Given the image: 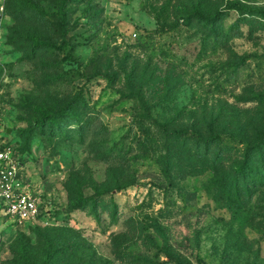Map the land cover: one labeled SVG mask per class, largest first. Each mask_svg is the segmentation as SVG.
Listing matches in <instances>:
<instances>
[{"label":"rangeland","instance_id":"374dc122","mask_svg":"<svg viewBox=\"0 0 264 264\" xmlns=\"http://www.w3.org/2000/svg\"><path fill=\"white\" fill-rule=\"evenodd\" d=\"M1 5L0 129L47 214L0 223V264H68L66 247L92 264H264V163L247 190L230 176L264 151V0ZM65 109L54 132L37 123ZM97 191L115 206L98 222L69 208Z\"/></svg>","mask_w":264,"mask_h":264},{"label":"trees","instance_id":"16d2710c","mask_svg":"<svg viewBox=\"0 0 264 264\" xmlns=\"http://www.w3.org/2000/svg\"><path fill=\"white\" fill-rule=\"evenodd\" d=\"M194 16H196V19L199 21L201 29L208 30L211 24V19L199 13H194ZM186 19L187 18L183 16V17H180L179 20L180 22H183V21L186 22ZM33 45L37 47H43V48H49V49L53 48V46L47 43H44V42H39V41H35ZM68 112H69V109L62 110L58 113L56 117L45 115L42 118H40V120H38L37 123L40 126H42L44 125V123L47 122L49 125V128L54 132L58 127L57 119H60L61 117L65 116L66 113ZM199 141L202 143L205 157L208 156L210 150L209 151L207 150L210 149L211 147L208 146V143H206V141H201V140ZM253 147H254L253 149L248 150L249 146L247 145L246 150L248 151H245L243 153L242 162L235 165L230 173L232 180L234 179L236 183H240L244 185L245 190H247V184H252L256 186L258 184H261L262 182V177L257 175L258 173L256 172V169H253V170L251 169L252 168L251 165H252L253 160L255 159L261 162L262 164L264 163V151L261 150V146L259 145H256V146L253 145ZM199 152H201V149H199ZM225 152H226L225 149L218 148V150L214 153L212 164L213 165L216 163L220 164L222 159L225 158ZM209 169L214 173L217 170L216 167H211ZM129 185L131 184H128L127 186ZM112 198L113 196L111 192L97 191L89 195H81L78 199L70 201L69 208H71L72 211H75V210L85 211L87 210V208H90V210H93L92 214L95 216V219L98 222V219L96 217L97 203L101 200L102 204L105 207L107 205L106 203L107 201L108 204H110V206L111 204L113 205L112 211H114L115 206H114ZM68 248L69 247H66V249L60 251L64 256L68 257V260H66L68 264H92L93 263L87 260L85 255H82L79 259L74 260L73 256L67 252L69 250ZM93 256H95L94 253H93Z\"/></svg>","mask_w":264,"mask_h":264},{"label":"built area","instance_id":"2783aa9c","mask_svg":"<svg viewBox=\"0 0 264 264\" xmlns=\"http://www.w3.org/2000/svg\"><path fill=\"white\" fill-rule=\"evenodd\" d=\"M2 12L1 5L0 14ZM3 136L0 129V223L6 222L9 226L37 223L46 216L47 210L40 199L22 185L23 165L18 150Z\"/></svg>","mask_w":264,"mask_h":264}]
</instances>
